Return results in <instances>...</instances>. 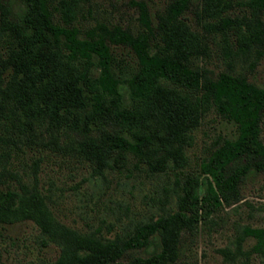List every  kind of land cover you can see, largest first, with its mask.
Masks as SVG:
<instances>
[{"label":"trees","instance_id":"1","mask_svg":"<svg viewBox=\"0 0 264 264\" xmlns=\"http://www.w3.org/2000/svg\"><path fill=\"white\" fill-rule=\"evenodd\" d=\"M13 1L15 10L0 0V223H36L59 247L45 264H176L199 223L240 200L246 175L264 173V88L234 68L251 69L264 54V0H201L200 31L183 19L191 0H167L154 20L137 2L135 33L102 24L81 31L63 0ZM234 5L243 7L239 17L223 15ZM214 35L224 62L216 74L197 64L210 57ZM111 46L126 47L134 65L122 67ZM209 109L235 126V137L183 171L190 132ZM37 146L71 152L97 173L131 166L177 179L179 171L175 209L125 236L55 229L36 185L20 195L2 174L14 149ZM246 238L254 242L244 250ZM233 247L219 250L231 264H249L251 252L264 264V224L240 227Z\"/></svg>","mask_w":264,"mask_h":264},{"label":"rangeland","instance_id":"2","mask_svg":"<svg viewBox=\"0 0 264 264\" xmlns=\"http://www.w3.org/2000/svg\"><path fill=\"white\" fill-rule=\"evenodd\" d=\"M63 1L73 14L71 22L81 31L102 24L106 27L118 25L133 33L141 30L135 3H145L153 19L167 2ZM51 2L58 6L60 0ZM10 5L15 10V1L10 0ZM200 11L201 0H191L183 15L185 22L196 31H200ZM242 12V6L234 5L223 15L239 17ZM219 40L218 35L212 36L210 57L197 61L198 66H205L213 74L224 68ZM111 50L122 67L129 69L134 65V58L126 47L111 46ZM234 68L243 73L249 82L264 88V54L251 69L247 63H236ZM235 133L231 122L220 118L212 109L207 110L190 132V143L184 148L187 163L183 171L195 170L199 160L208 155L215 143L224 138H234ZM260 139L264 142V126ZM5 163L2 174L6 183L18 194L29 193L32 185H36L53 228L60 231L66 228L84 234L97 232L108 238L125 236L134 225L173 211L182 182L179 171H175L177 179L171 171L150 174L144 170H133L131 166H128L130 172L125 168L121 172L104 168L97 173L93 165L76 159L71 152H51L38 146L30 150L14 149ZM239 192V201L222 205L209 220L199 223L191 239L183 244L176 264H231L219 250L226 247L233 250L240 227L264 224V173L246 175L240 183ZM253 242V239L246 238L242 249H249ZM58 255V245L46 237L33 221L0 223V264H45L55 261ZM248 263L260 264L259 256L251 252Z\"/></svg>","mask_w":264,"mask_h":264}]
</instances>
